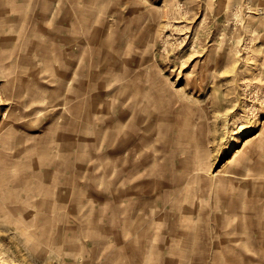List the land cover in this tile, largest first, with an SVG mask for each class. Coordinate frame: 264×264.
Returning a JSON list of instances; mask_svg holds the SVG:
<instances>
[{"label": "rangeland", "instance_id": "1", "mask_svg": "<svg viewBox=\"0 0 264 264\" xmlns=\"http://www.w3.org/2000/svg\"><path fill=\"white\" fill-rule=\"evenodd\" d=\"M0 264H264V0H0Z\"/></svg>", "mask_w": 264, "mask_h": 264}, {"label": "crops", "instance_id": "2", "mask_svg": "<svg viewBox=\"0 0 264 264\" xmlns=\"http://www.w3.org/2000/svg\"><path fill=\"white\" fill-rule=\"evenodd\" d=\"M126 214H124V216H125V218H122V221H123V223H124V225L126 226H129V219H127V216H128V214H127V210H125L124 211ZM130 244H132L131 242H129V243H127V245H130ZM128 247V246H127Z\"/></svg>", "mask_w": 264, "mask_h": 264}, {"label": "bare ground", "instance_id": "3", "mask_svg": "<svg viewBox=\"0 0 264 264\" xmlns=\"http://www.w3.org/2000/svg\"><path fill=\"white\" fill-rule=\"evenodd\" d=\"M3 1H4V0H3ZM32 37H33V36H32ZM152 109L154 110V108H152ZM137 117H138V116H137ZM138 118H139V117H138ZM159 129H160V128H159ZM160 130H161V129H160ZM257 135H258V134H257ZM123 140H124V139H123ZM127 143H128V142H127ZM130 143H131V142H130ZM122 144H125V143H123V141H122ZM118 145H119V143H118ZM129 174H130V173H129ZM129 174H128V175H129ZM128 175H127V176H128ZM127 178H128V177H127ZM128 190H129V189H128ZM125 192H126V191H125ZM260 215H261V214H260ZM45 240H47V239H45ZM136 240H137V239H136ZM173 253H174V252H173Z\"/></svg>", "mask_w": 264, "mask_h": 264}]
</instances>
